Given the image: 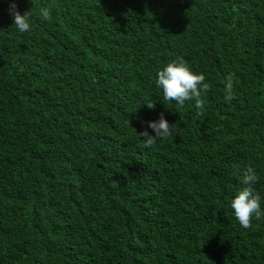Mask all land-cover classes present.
I'll use <instances>...</instances> for the list:
<instances>
[{
	"label": "trees",
	"instance_id": "obj_1",
	"mask_svg": "<svg viewBox=\"0 0 264 264\" xmlns=\"http://www.w3.org/2000/svg\"><path fill=\"white\" fill-rule=\"evenodd\" d=\"M10 3L0 264H264V219L230 207L251 166L264 209V0H18L23 33ZM178 57L211 85L202 111L155 86ZM161 113L175 133L146 148Z\"/></svg>",
	"mask_w": 264,
	"mask_h": 264
},
{
	"label": "clouds",
	"instance_id": "obj_2",
	"mask_svg": "<svg viewBox=\"0 0 264 264\" xmlns=\"http://www.w3.org/2000/svg\"><path fill=\"white\" fill-rule=\"evenodd\" d=\"M43 20L52 19L51 10L45 6L40 9ZM9 15L14 19V26L20 32H27L31 29L30 11L21 14L18 9V0H11ZM234 73H230L224 80V100L231 102L235 98ZM155 86L162 90L165 101L175 102L177 106L183 107L187 101H194L195 108L202 111L204 101L202 94L211 90V85L206 82L204 74L194 73L183 58H176L168 63L161 70H157ZM153 109L154 104H147ZM130 126V121L128 120ZM148 127L155 132V136L147 130L137 133L138 138L146 148H151L158 139H165L175 133V124H170L164 114H160L158 121L149 122ZM136 131V130H135ZM238 177L242 185L235 198L231 201L230 207L234 210L235 219L243 229L252 226V219H264V209L261 207V196L256 192L254 185L259 177L253 167L247 166L238 170Z\"/></svg>",
	"mask_w": 264,
	"mask_h": 264
}]
</instances>
